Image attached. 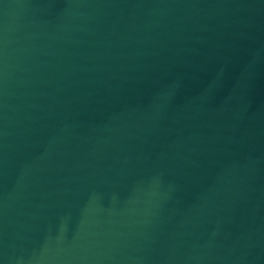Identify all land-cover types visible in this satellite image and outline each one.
I'll list each match as a JSON object with an SVG mask.
<instances>
[{
	"label": "water",
	"instance_id": "water-1",
	"mask_svg": "<svg viewBox=\"0 0 264 264\" xmlns=\"http://www.w3.org/2000/svg\"><path fill=\"white\" fill-rule=\"evenodd\" d=\"M0 264H264V0H0Z\"/></svg>",
	"mask_w": 264,
	"mask_h": 264
}]
</instances>
